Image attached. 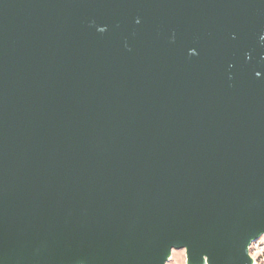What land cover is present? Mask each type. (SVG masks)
Returning a JSON list of instances; mask_svg holds the SVG:
<instances>
[{
  "label": "water",
  "instance_id": "obj_1",
  "mask_svg": "<svg viewBox=\"0 0 264 264\" xmlns=\"http://www.w3.org/2000/svg\"><path fill=\"white\" fill-rule=\"evenodd\" d=\"M264 234V0H0V264H249Z\"/></svg>",
  "mask_w": 264,
  "mask_h": 264
},
{
  "label": "built area",
  "instance_id": "obj_2",
  "mask_svg": "<svg viewBox=\"0 0 264 264\" xmlns=\"http://www.w3.org/2000/svg\"><path fill=\"white\" fill-rule=\"evenodd\" d=\"M252 264H264V234L251 240L247 246Z\"/></svg>",
  "mask_w": 264,
  "mask_h": 264
},
{
  "label": "bare ground",
  "instance_id": "obj_3",
  "mask_svg": "<svg viewBox=\"0 0 264 264\" xmlns=\"http://www.w3.org/2000/svg\"><path fill=\"white\" fill-rule=\"evenodd\" d=\"M262 234L263 233H261L260 235H262ZM250 240H253V239L250 238ZM171 250L172 249L167 250L165 253L158 254L156 256L157 260L161 264H166V261L169 259L170 255H171ZM186 264H209V263L207 262V258H206L205 254H203L199 257H192V256L186 254ZM249 264H252V258L251 257H250Z\"/></svg>",
  "mask_w": 264,
  "mask_h": 264
},
{
  "label": "rangeland",
  "instance_id": "obj_4",
  "mask_svg": "<svg viewBox=\"0 0 264 264\" xmlns=\"http://www.w3.org/2000/svg\"><path fill=\"white\" fill-rule=\"evenodd\" d=\"M166 264H186V252L184 249H172Z\"/></svg>",
  "mask_w": 264,
  "mask_h": 264
}]
</instances>
